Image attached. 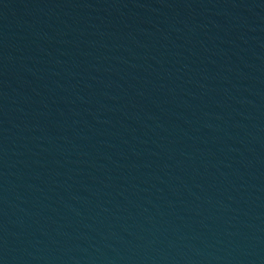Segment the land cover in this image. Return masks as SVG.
Masks as SVG:
<instances>
[{
  "label": "water",
  "instance_id": "water-1",
  "mask_svg": "<svg viewBox=\"0 0 264 264\" xmlns=\"http://www.w3.org/2000/svg\"><path fill=\"white\" fill-rule=\"evenodd\" d=\"M0 264H264V0H0Z\"/></svg>",
  "mask_w": 264,
  "mask_h": 264
}]
</instances>
